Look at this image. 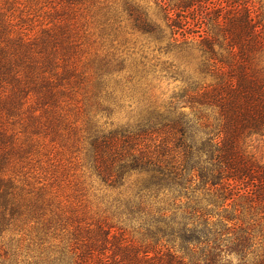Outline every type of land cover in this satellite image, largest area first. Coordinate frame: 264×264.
<instances>
[{"label":"trees","instance_id":"16d2710c","mask_svg":"<svg viewBox=\"0 0 264 264\" xmlns=\"http://www.w3.org/2000/svg\"><path fill=\"white\" fill-rule=\"evenodd\" d=\"M89 1L46 2L40 14L36 0L0 6V264H264V164L243 146L264 136L259 13L246 0H158L165 29L126 2L132 28L180 59L163 60L160 71L183 84L113 126L94 116L109 111L108 83H120L124 59L103 57L87 73L78 11ZM99 9L103 24L120 18L114 5ZM25 18L36 24L18 23ZM75 87L93 98V114L87 102L78 111L86 163L112 189L133 186L116 205L145 244L79 212L51 180L54 156L30 166L33 148L20 134L53 141L65 120L56 110L76 100Z\"/></svg>","mask_w":264,"mask_h":264},{"label":"rangeland","instance_id":"374dc122","mask_svg":"<svg viewBox=\"0 0 264 264\" xmlns=\"http://www.w3.org/2000/svg\"><path fill=\"white\" fill-rule=\"evenodd\" d=\"M12 1L0 0V6L6 9L7 4L10 3V6L13 7ZM36 1L38 6L36 11L40 14L46 10V8L41 9L40 5L56 0ZM212 1L216 2V0ZM230 1L227 0V2ZM246 1L255 12L259 13V18L264 22V0ZM126 2L138 5L147 14L150 21L166 29L165 11L158 0H92L85 2L78 11L85 35L82 64L87 73H92L95 64L103 57L109 58L115 55L117 58L124 59L123 70L116 74V79L120 80V83L118 82L116 85L112 81L108 83V91L109 93L111 91V94H108L103 103L109 108V111L98 109L95 112L94 117L99 125L111 123L113 126H122L129 123L132 121L134 113L138 112L146 101L163 105L183 84L181 78L174 79L171 75L160 71V64L163 60L174 58L177 61L180 59L171 53L160 51L158 46L161 44L156 42L152 36L142 34L132 28L131 20L124 10ZM106 3L114 5L120 12L117 22L111 21L103 24L99 8ZM25 9L24 5H19V10L25 11ZM23 16H25V12H23ZM25 21L23 22L21 19L18 23L25 26L36 24L30 18H25ZM181 67L190 74L194 73L195 66L193 64L182 63ZM130 75L135 76L133 80L127 79ZM84 91L87 89L75 87L72 99L76 100L68 106H63L64 111L61 110L62 106L60 105L57 108V113L64 115L65 120L59 124V134L53 141L50 136L20 134L24 142L29 143L33 148L31 160H29L30 166L36 168L38 161L44 164L48 158L54 156L55 162L50 168L51 172H54V177L51 180H56V186L61 188L67 196L66 198L79 212H83L93 219L107 218L117 226L130 230L127 236L132 239L133 244H145V237L137 230H133L136 229L135 224L129 222L127 215L121 214L116 205L117 199L131 193L133 186L130 184L120 190L112 189L103 184L86 163L84 157V124L86 121L84 115L78 111L82 102H87L91 103L89 114H93L94 105L91 94ZM25 116L21 115L19 120H14L16 130H19V121H22V117ZM67 125H71V128L66 127ZM243 146L247 153L264 164V136L248 139Z\"/></svg>","mask_w":264,"mask_h":264}]
</instances>
